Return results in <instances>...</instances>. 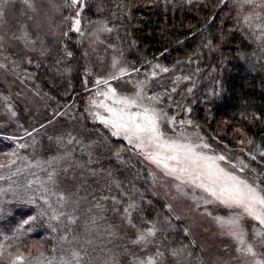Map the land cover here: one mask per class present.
Wrapping results in <instances>:
<instances>
[{"label": "trees", "instance_id": "trees-1", "mask_svg": "<svg viewBox=\"0 0 264 264\" xmlns=\"http://www.w3.org/2000/svg\"><path fill=\"white\" fill-rule=\"evenodd\" d=\"M84 4V24L104 20L113 29L103 37L109 51L113 52L109 44L122 49L128 64L141 68V74L151 69L147 63L151 61L169 67L167 75L171 78L175 74L180 76L178 81L169 80L158 87L171 96L178 108V118L191 119L207 135L228 147L235 148L244 141L250 150H264V48L234 27L227 14L228 2L222 5L221 0H84ZM77 38L73 34L65 41V47L73 53L71 57L63 52L57 58L60 63L49 59L40 68L30 69L25 75L24 70L20 73L25 83L60 107L58 112L83 100L86 88L93 87ZM185 76L190 79L182 84H197L192 98L180 97L179 90L173 91ZM170 112L175 113V109L171 107ZM74 117L72 124L94 146L93 170L109 178L113 184L111 191L122 206H127L131 197L139 206L134 211L138 223L156 219L163 222L169 215L168 208L153 196L152 175L135 150L124 140L111 136L101 124ZM0 135L24 134L6 131ZM9 142L6 140V144ZM117 150H121L119 160L115 156ZM259 159L264 163V157ZM116 182L121 184L120 188ZM32 212V207L20 206L14 215L4 219L7 227H0V242L3 236L8 237L6 243L14 242L13 227L19 226L20 220H28ZM173 223L175 231L166 233V239L158 234L165 245L162 249L169 255L168 246L188 245L192 255L187 262L192 264L198 247L191 243V235L185 236L186 224L178 220ZM39 234L32 231L29 237L34 239ZM29 245L30 242H22L23 248Z\"/></svg>", "mask_w": 264, "mask_h": 264}, {"label": "rangeland", "instance_id": "rangeland-1", "mask_svg": "<svg viewBox=\"0 0 264 264\" xmlns=\"http://www.w3.org/2000/svg\"><path fill=\"white\" fill-rule=\"evenodd\" d=\"M221 1L222 5L228 2L227 14L234 21V27L236 26L248 38L254 40L251 33L242 23V16L239 19L237 18L238 10L234 0ZM33 3L36 6L35 12L28 9L22 0H12V3L5 10L4 22L0 23V37L4 38L3 41H0V63L7 65L6 68H0V132L13 131L14 133L21 132L24 134L23 136L12 137L0 135V137H4L0 138V165H3V167H0V177H3V179H0V190H2L0 191V227H3V229L7 227L6 224H3V220L14 215V211L18 207L33 208L32 214L27 217L28 220H20V225L13 227V230L16 231L17 228L23 225L21 232H16L14 242L6 243L8 237L3 236V242H0V245H3L6 251L4 257L0 258V264H7L8 252L15 253L17 249L26 258L31 259L32 264H43L44 257L53 255V248L59 250L61 242L58 237L65 234L64 227L66 225L79 237L72 246H78L87 251L93 264H101L105 257L113 253L117 258L118 264H132L134 257L131 253L139 256L143 250L130 242L131 238H134L136 229L127 225L123 218L124 213L122 209L126 206H122L120 200V203L116 205L118 209L116 212L111 210L112 201L110 199L104 201L106 207L109 209L104 213L106 220L100 221L99 227L92 228L90 232L85 233L84 220L87 216L86 209L94 207L95 201L93 197L99 198L101 195H115L111 191L113 184H110L109 178L107 179V176L104 174L93 170V164L96 162V158L92 159L94 146L88 143L82 133L72 124L73 118L76 115H78V118L85 120L83 117L87 116V114L84 112V107L87 104L88 97L95 92L96 78L104 76L110 71L113 52L106 48L103 41V37L108 33H102L99 41L91 35L94 25L92 23H83L82 13L84 7L80 13L83 35L74 30H69L71 21L68 18L74 16L76 13V9L69 6L70 0H52V3L49 0H33ZM82 3L84 4V0H82ZM53 4L57 7L54 8ZM262 11L264 10L259 8L253 9L247 5L244 8V13ZM255 22L258 23L259 21ZM25 25L37 41L35 51L25 48L20 40L13 38V34L19 35L22 26ZM64 33H67V35H64ZM73 34L78 35L77 43L81 46L84 53L88 75L92 78L93 87L86 88L83 100L80 99L76 101L77 103L71 104L62 112H58L60 107L51 101L46 94L32 88L29 83H25V80L20 78V73L24 70L22 75H25L26 71L30 69L40 68L49 59L56 61L59 55L64 52L65 41ZM41 42H43V47L47 49V53L44 56L40 54ZM29 58H31L32 63H28ZM13 61L16 63L13 64ZM145 72L142 71L141 76ZM178 76L175 74L171 78L170 74L159 73L154 78L152 88L149 91V94L153 91L163 94V103L160 107L165 108L169 115L175 117L177 121L181 119L178 118V108L172 100H168L167 97L169 95L160 91L158 87H163L169 80L175 82ZM135 77L136 74L133 73L132 78L134 79ZM124 79H127V77ZM188 81L183 79L181 84L174 86L175 91L179 90L180 97L186 98L188 96L192 98L193 90L197 89V84H182ZM126 88L130 90L131 85H126ZM189 88L192 89L191 92L188 91ZM5 100L16 111L17 115L15 117L9 118L5 115ZM171 107L175 109V113L170 112ZM57 112L60 115H56ZM87 119L101 124L99 121H93L90 117ZM185 120L188 119L185 118ZM38 125L42 126L35 129ZM164 127L168 130L170 125L165 121ZM196 128L199 129L200 135L205 137L217 152L224 153L234 163L238 162L237 157L243 160L248 165L244 175L250 180L264 182V163L259 159L261 157L259 152L250 150L249 145L245 142H239V145L235 148L228 147L207 135L199 125L193 124L189 126L190 131ZM33 129L35 131L29 132V130ZM69 132L77 136L83 143L58 146L55 137ZM27 133H31V135H27ZM49 137H52V139H49ZM115 138L124 140L122 137ZM6 140L11 142L6 144ZM124 141L127 143L126 140ZM21 143L27 144L28 147L20 149L18 145ZM69 148L72 150V157L61 161L57 171L59 172L58 186L60 190L71 193L72 200L83 198L81 200L80 211L77 213L80 216V220L73 225H69L64 217H61L60 221H50L49 215H40L39 203H42V201L38 204H28L18 201L15 195L23 192V186L29 180L35 181L37 178L46 180V173L34 166L28 167L29 162L35 165L36 161L50 160L53 156L63 155ZM12 152H17L20 157H25L26 159L11 157ZM135 153L137 154L136 151ZM249 153L255 154L257 159L252 160ZM138 157L147 165L150 173L156 172L157 174V181L151 187L153 196L162 200L166 206L172 204L173 212L181 217L178 221L183 222L190 229L191 238L194 241L193 244L198 247L197 256L193 259L192 264H201V262L202 264H246L245 259L235 251V243L231 238L221 233L212 217L203 215L202 210L200 212L196 211L191 200L182 198L173 199L176 193L175 189L171 186L169 178L163 177L160 170L151 165L142 155L138 154ZM10 159H15V164H10ZM68 165H71V167L65 173L63 168ZM45 167L47 166L45 165ZM17 168L22 169V171L17 172ZM251 168H255L257 172L252 173ZM93 171L95 174H93ZM102 175L105 177H102ZM109 185L111 186L110 190ZM34 187H38V185H34ZM51 202L54 208L60 210L59 205L56 204V197H51ZM71 207L72 205L70 204L62 210L67 212L71 210ZM208 208L214 214H226L225 210L219 209L215 205H209ZM32 217L37 218L33 220ZM132 217L133 222L141 226V222L144 220H140L138 223L134 218V211L132 212ZM109 224L115 226L114 230L117 232V235L108 234L106 229ZM253 224H255L254 221H245V226L249 228L250 233ZM50 225L57 226V230L53 231ZM32 231L40 232L39 236L34 239L29 237ZM85 239H91L92 244H86ZM69 240H71V234H69ZM23 241H26L28 244L30 242L31 245L23 248ZM148 251H154V246H150ZM161 251L165 252L166 260L172 261L170 254L168 255L162 248ZM40 253H44V256L42 257ZM172 264H175V262L172 261Z\"/></svg>", "mask_w": 264, "mask_h": 264}, {"label": "snow or ice", "instance_id": "snow-or-ice-1", "mask_svg": "<svg viewBox=\"0 0 264 264\" xmlns=\"http://www.w3.org/2000/svg\"><path fill=\"white\" fill-rule=\"evenodd\" d=\"M22 2L31 11H36L33 0H22ZM49 2L52 3V0ZM234 2L238 10L237 18L242 16L243 25L246 26L259 46L264 48V11L244 13L246 5L253 9L264 10V0H259V2L257 0H234ZM10 3L12 0H0V23L4 22L5 10ZM52 6L57 7L55 4ZM69 6L76 9L75 15L68 18L71 21L69 30L83 35L80 13L86 4H83L82 0H70ZM90 23L94 25L91 35L98 41L102 33H109L113 30L104 20L90 21ZM13 38L20 40L25 48L31 51L36 50L37 41L27 30L26 25L22 26L19 35L13 34ZM3 39L0 37V41ZM211 43L212 41L209 40L208 45ZM41 45L40 54L44 56L47 49L43 47V42ZM108 47L113 51L110 71L106 75L96 78L95 92L88 97L84 107L87 116L83 119L90 117L93 121H99L111 136L122 137L137 154L142 155L151 165L159 169L163 177L169 178L172 188L175 189L176 196L173 199L191 200L196 211L202 210L203 215L212 217L221 233L231 238L235 243V251L245 259L246 264H264V182L250 180L244 175L248 165L238 157V162L234 163L224 153L217 152L213 145L200 135L198 128L190 131L189 126L193 125L191 119L177 121L175 117L170 116L165 108L160 107L163 103V94L155 91L149 94L154 78L159 73H168L169 67L148 61L151 69L141 76V68L128 65L122 49L114 44H109ZM63 51L68 57L73 55L67 47ZM56 62L60 63L61 61L57 59ZM15 63L13 61V64ZM28 63H32L31 58L28 59ZM6 67L7 65L0 63V68ZM133 73L136 74L134 79L132 78ZM126 77L127 79H124ZM183 79L190 78L185 76ZM178 80L179 77H177ZM126 85H131V89L126 88ZM188 91L191 92L192 89L189 88ZM167 98L171 100L170 96ZM4 108L5 115L9 118L17 115L7 100L4 101ZM188 111L191 110L188 109ZM56 115H60V113L57 112ZM165 121L170 125L168 130L164 127ZM27 135H31V133H27ZM55 139L58 146L83 143L71 132L57 136ZM240 143H244V141H240ZM18 147L24 149L28 145L21 143ZM249 155L252 160L257 159L255 154L249 153ZM115 156L119 160L121 150H117ZM260 156L264 157V150L260 151ZM11 157L26 159L20 157L17 152H12ZM71 157L72 150L69 148L63 155L53 156L50 160L36 161L35 165L29 162L28 167L34 166L46 173V180L39 178L35 181L29 180L23 186V192L15 194L16 199L28 204H38L42 201L39 203L40 215H49L50 221H60L61 217H64L69 225L76 224L80 220L77 213L80 211L83 198L72 200V194L60 190L58 186L59 172L57 168L61 161ZM9 163L15 164V159H10ZM70 167L71 165L64 167L63 171L67 173ZM20 171L22 169L17 168V172ZM251 172L256 173L257 170L251 168ZM93 174H95L94 171ZM151 175L153 184H155L157 174L151 172ZM34 185H38V187H34ZM108 187L110 190L111 186ZM116 187L120 188L121 184L116 182ZM51 197H56V204L59 205L60 210L53 207ZM93 199L94 207L86 209L85 233L90 232L92 228L99 227L100 221L106 220L104 213L109 209L104 201L109 199L112 201L111 210L113 212L118 211L116 205L120 203L116 196L101 195L99 198L93 197ZM70 204L72 205L70 211L62 210ZM209 205H215L217 208L225 210L226 214H214L208 208ZM167 208L169 215L163 222L159 219L148 220L142 221L141 226H138L133 222L132 212L138 211L139 206L134 199L129 197L127 206L122 209L123 218L127 225L136 229L134 238H131V244L139 246L143 250L139 256L131 253L134 257L132 264H172V261L175 264H188L187 257L192 255L188 245L168 246L167 251L172 261L166 260L165 252L161 251L165 245L159 239L158 234L165 235L169 231H175L176 226L173 221L181 219L178 214L173 212L172 204H168ZM36 218L32 217L33 220ZM246 220L255 222L251 233L245 226ZM50 226L53 231L57 230V226ZM22 228L23 225L17 228L16 232L20 233ZM114 229L115 226L109 224L106 231L109 235H117ZM183 231L185 236L191 235L187 226ZM64 233L58 237L61 242L59 250L53 248V255L44 257L43 264H93L87 251L81 247L72 246L79 237L67 225L64 227ZM69 234H71V240H69ZM85 243L91 245L92 240L85 239ZM150 246H154V251H148ZM5 251V247L0 245V258L4 257ZM40 255L43 257L44 253H40ZM7 264H32V260L26 258L17 249L15 253L8 252ZM101 264H118V261L113 253L105 257Z\"/></svg>", "mask_w": 264, "mask_h": 264}]
</instances>
